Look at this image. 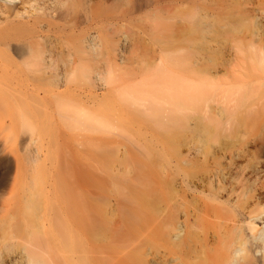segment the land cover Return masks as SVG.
<instances>
[{"label":"bare ground","instance_id":"6f19581e","mask_svg":"<svg viewBox=\"0 0 264 264\" xmlns=\"http://www.w3.org/2000/svg\"><path fill=\"white\" fill-rule=\"evenodd\" d=\"M54 1L21 0L23 11L0 0V45L13 47L9 34L26 27L37 46L46 14L27 16L26 7ZM169 1L197 11L207 0ZM213 5L210 23L176 22L170 42L179 63L153 65L168 80L143 71L126 86L129 135L105 137L131 161L126 171L112 178L75 171L68 190L65 177L44 178L50 187L38 190L14 184L0 207V264H264V0ZM207 31L227 38L203 41ZM84 40L97 45L94 35ZM194 49L203 59L189 62ZM119 53L117 67L126 62ZM16 71L0 77H21ZM67 73L54 77L62 83ZM91 88L85 96L93 102L99 91H119L97 76ZM108 188L117 197L106 206Z\"/></svg>","mask_w":264,"mask_h":264},{"label":"rangeland","instance_id":"374dc122","mask_svg":"<svg viewBox=\"0 0 264 264\" xmlns=\"http://www.w3.org/2000/svg\"><path fill=\"white\" fill-rule=\"evenodd\" d=\"M213 1L207 0L205 7L202 5L203 9L197 11L183 3L170 4L169 0H55L48 7L41 2L32 8L27 6V16L44 8L47 32L42 34L44 42L39 41L36 46L29 42L35 31L20 27L23 31H9L15 39L13 47L0 45V73L4 69L9 73L18 70L15 74L23 76L0 77V207L18 180L38 190L50 187L44 178L65 177L68 190L66 184L75 180V171L96 178L101 172L112 178L114 170L126 171L131 161L119 156L117 148L108 144L114 141L108 140L114 135H129L127 126L132 116L123 103L133 96L126 86L137 81L134 78L143 71H149L155 80H168L167 70L178 64L181 56L170 42L177 35L176 22H212L210 11L216 0ZM20 3L16 0L13 7L23 10ZM90 35L96 36L97 45L85 43L84 38ZM201 37L209 42L227 38L214 31ZM227 40L232 43L231 36ZM122 41L127 42L123 48ZM119 51L126 61L122 67L115 65ZM203 56V51L194 49L186 59L194 62ZM44 57L51 63L45 59L44 62ZM74 61L77 68L69 74ZM154 64L167 70L155 68ZM42 72L52 78L37 79ZM60 72L67 73L62 83L55 78ZM96 76L108 89L119 91H99L94 102L89 100L85 95L92 90ZM103 93H107L106 98ZM105 193L101 203L107 206L106 201L115 200L117 194L109 188Z\"/></svg>","mask_w":264,"mask_h":264}]
</instances>
